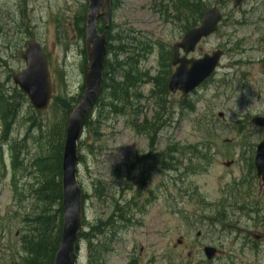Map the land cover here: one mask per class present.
I'll list each match as a JSON object with an SVG mask.
<instances>
[{
	"label": "rangeland",
	"instance_id": "1",
	"mask_svg": "<svg viewBox=\"0 0 264 264\" xmlns=\"http://www.w3.org/2000/svg\"><path fill=\"white\" fill-rule=\"evenodd\" d=\"M118 1L120 6L112 14L113 24L117 28L115 33L124 32L134 36L136 40L132 45L138 46L140 40L151 43L153 50L147 57L143 56L137 67L140 74L148 73L149 78H155L163 71L159 64L158 46L170 48L183 35L179 21H172V24L169 20L175 16L170 4L173 0ZM209 1L212 0H207L208 4H212ZM88 5L89 0H0V84L5 89H13L11 77L25 68L22 55L33 37L48 54L55 95L77 97L84 84L82 53L85 42L77 33L75 23ZM254 7L256 11L252 13ZM246 11L248 18L250 11L249 25H225L220 34L200 46L204 53H208L229 38L233 42L243 40V48L247 52L242 58L248 64L241 68L246 73H242L240 78L246 80L245 88L238 87V69H235V75L228 79L231 81L229 85L220 87L215 83L211 88L205 86L191 97L196 101V111L192 113L180 112L177 106L181 100L179 94L168 95L170 114L166 127L160 131L157 123L162 111L156 100L147 99L155 87L145 83L137 89L143 97L137 105L142 108L140 116L102 115L97 125L98 138H87L86 129L82 146L79 147L84 162H81L78 174L79 185L87 194L84 204L85 227L97 220L109 222L107 219L114 211L110 198L101 201L95 198V185L105 183L110 192L118 184L124 183V171L129 168L133 170V181L138 179L140 182L150 175L148 190L155 192L157 198L146 214L133 212L134 223L128 228H120L121 223L115 226L117 233L107 240L110 251L104 253L102 258H93L92 261L88 241L85 238L81 240L79 264H264V224L251 228L248 216L235 215L232 218L239 220L240 227L219 228L218 225L207 226L205 218L220 204H226L225 201L234 191V184H241L249 178L248 167L254 145L264 139V130L254 128L241 133V129H233L237 118L264 115V64L260 62L264 57V4H249L244 8ZM234 32L235 37L227 36ZM239 59L237 55L227 54L219 68L218 80L223 74H234L232 66ZM219 112L224 113V120H217ZM36 113L29 101L24 103L17 123L8 135V143L0 139V145L4 144V148H0V264H13L17 251H21L20 237L24 230L21 227L22 214L32 210L33 200L25 197L19 202L16 197L10 144L23 139L31 126L26 123L29 117L30 120L35 117L47 126L57 118L53 119L50 112ZM131 119L135 129L147 122L155 125V140H150L145 134H137L128 124ZM238 127L247 125L241 123ZM205 129L213 134L211 164L205 170L193 172L189 169L190 165L185 164L174 173L160 165L158 172L151 174L150 166H136L139 154L146 156L149 153L159 162L170 145H177L181 149L202 144ZM30 134L33 139L29 146L26 143L23 151L29 163L46 150L42 140L34 138L37 133L33 130ZM3 135L0 119V137ZM175 157L180 160L181 154L176 153ZM227 161H234V164L228 168L225 166ZM17 176L19 191L33 182V178L23 174L22 170L17 171ZM261 203V217L264 218V192ZM208 217L213 221V216ZM108 228L113 227L108 225ZM90 229L84 228V231L89 232ZM255 235L262 237L257 241L254 240ZM105 239L103 234H98L91 241L96 246ZM206 246L218 249L217 256L211 261L204 255Z\"/></svg>",
	"mask_w": 264,
	"mask_h": 264
},
{
	"label": "trees",
	"instance_id": "2",
	"mask_svg": "<svg viewBox=\"0 0 264 264\" xmlns=\"http://www.w3.org/2000/svg\"><path fill=\"white\" fill-rule=\"evenodd\" d=\"M117 5H115L116 7ZM206 11L204 0H189L181 1L177 6V13L179 19L184 21L183 29L188 30L195 27L197 23L202 19ZM193 17V19H191ZM85 16H79L76 19L75 28L79 36L84 40L85 37ZM103 30V27L99 29ZM111 32V30H110ZM114 33V31H113ZM110 43L107 46L108 58L105 63L103 74V88L101 94L97 100L96 108L98 112L95 114L96 122L92 120L93 111L90 112L86 126L93 130L94 136H99L98 127L99 119L102 115L109 116L111 113L114 115H129L132 111L136 116V101L134 100V90L138 87L144 76H138V70L136 69L137 63H139L138 54L135 52V48H129L130 46L125 42L124 38L115 33L109 35ZM116 42H120V45ZM130 49V53H129ZM151 49V48H149ZM138 50H141L140 44H138ZM143 51H145L143 49ZM85 55V51L83 52ZM143 53V52H142ZM120 54H126L124 62H119L118 57ZM171 53L164 55L163 62L170 67ZM83 73L85 74V63L83 64ZM169 73V70L167 74ZM61 76V74H60ZM121 76L122 81L118 82L117 77ZM163 78V81L159 79L155 80L156 87L160 90V106L163 109L161 115L167 110V75ZM81 93L84 91V86H81ZM134 92V93H133ZM79 97L67 98L63 95H54L52 102L47 112L52 113L53 119H56L46 125L41 123L35 117L31 121L29 131H35L37 136L34 137L37 140H42V143L46 145V150L42 151L40 155H37L30 161L31 168L25 171L33 178V182L29 184L25 189L28 196L33 198L32 210H29L22 216L21 227L24 228L20 239L21 251H17L16 260H13V264H54L55 257L61 241V234L64 220L63 209V192H62V157L64 149V140L67 126V116L76 107ZM27 97L17 88L13 87L12 90L5 89L3 84H0V119L3 122V129L5 138L7 137L10 128L14 121L19 116V110L22 109L24 103H27ZM185 107H189V103ZM189 109V108H188ZM58 116H56L57 112ZM36 113V112H35ZM136 113V114H135ZM40 115L39 113H36ZM106 117V118H107ZM160 120H158V123ZM157 123V124H158ZM160 127V126H157ZM140 133H145L147 136H151L152 131H156L155 125L151 123H144L142 126L137 127ZM159 129V128H158ZM4 137V136H3ZM209 134L203 136V145L207 146L211 143ZM21 143L18 142L13 146L15 151V157L13 165L21 168L24 164L22 156ZM42 146V144H41ZM190 151H197L195 148L188 146L186 148ZM182 151L178 149V146L172 145L167 151L164 152L165 161L164 167L168 171L177 170L178 164L181 161L173 157L175 152ZM184 151V149H183ZM204 160H208V153L202 152ZM96 194L99 198L107 196L108 193L103 187L96 188ZM246 208V206H244ZM124 211H121L123 213ZM224 211L213 212L214 217L218 221L223 218L226 219ZM223 217V218H222ZM107 222L99 223L91 229L90 233H85L84 237L88 240L90 251V257L93 261L98 257L102 258L104 253H108V243L106 239L102 247L98 245L94 246L91 238L98 234L107 236L105 231L112 234L115 231L113 228H107ZM94 247V250L92 249ZM93 250V251H92ZM95 256V257H94Z\"/></svg>",
	"mask_w": 264,
	"mask_h": 264
},
{
	"label": "water",
	"instance_id": "3",
	"mask_svg": "<svg viewBox=\"0 0 264 264\" xmlns=\"http://www.w3.org/2000/svg\"><path fill=\"white\" fill-rule=\"evenodd\" d=\"M241 1L235 0V6L237 7ZM102 19L105 30L100 34L97 24ZM220 20L219 10L216 8L210 10L199 27L186 32L182 40L175 44L173 65L179 66L169 82V89L173 93L180 90L184 95H187L215 70L222 55L221 51L213 53L212 56L205 55L202 59L197 60H188L187 56L195 51L196 46L203 38L217 31ZM110 21V0H90L86 21V89L78 106L68 116L62 165L64 225L54 264H78L77 251L79 247L77 242L81 235L82 225V191L77 182L79 161L77 147L87 115L96 103L102 89ZM180 49L184 52L183 57H180ZM23 59L26 62V69L14 74L13 81L28 96L32 106L37 111H45L50 103L53 87L46 56L41 45L34 38L30 39ZM256 124L263 126L264 118L256 120ZM255 164L258 177L264 181V141L258 145ZM230 165L231 163L226 164V166ZM204 252L207 258L211 260L216 254V249L206 247Z\"/></svg>",
	"mask_w": 264,
	"mask_h": 264
},
{
	"label": "flooded vegetation",
	"instance_id": "4",
	"mask_svg": "<svg viewBox=\"0 0 264 264\" xmlns=\"http://www.w3.org/2000/svg\"><path fill=\"white\" fill-rule=\"evenodd\" d=\"M217 3H218V5H219V7H224L225 5H226V0H217ZM262 190H264V187L262 188ZM134 196H135V194H134ZM155 199L154 198H152L150 201L152 202V201H154ZM131 201V200H130ZM129 201V206L131 207V206H137V204H136V202H135V200H132L131 202ZM147 202V201H146ZM135 210H137L138 211V208H135Z\"/></svg>",
	"mask_w": 264,
	"mask_h": 264
}]
</instances>
